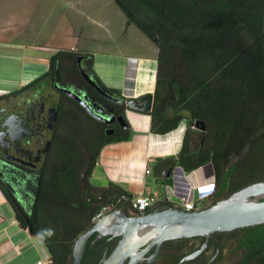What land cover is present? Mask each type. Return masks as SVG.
Masks as SVG:
<instances>
[{"label": "trees", "instance_id": "trees-1", "mask_svg": "<svg viewBox=\"0 0 264 264\" xmlns=\"http://www.w3.org/2000/svg\"><path fill=\"white\" fill-rule=\"evenodd\" d=\"M113 2L126 24L135 26L157 49L152 108L146 113L150 131L168 133L182 120L188 125L178 156L153 169L163 165V173L179 164L191 172L210 163L212 204L264 181V0ZM80 55H85L91 71V52L60 50L49 59L46 73L25 87L52 73L59 76L60 60L70 66ZM198 121L204 130L196 127ZM89 135L83 132V139L67 138L59 145L55 162L45 173L55 186L43 193L28 215L32 235L47 249L50 264H72L74 242L91 227L98 209L89 210L81 202L82 185L87 183L79 172L85 163L81 149L86 147L91 159L88 177L101 147L128 140L129 127L117 138L103 139L96 150L87 145ZM4 196L20 227L28 229L26 220ZM228 235L236 236L235 250H247L234 264H264V224L223 232Z\"/></svg>", "mask_w": 264, "mask_h": 264}, {"label": "flooded vegetation", "instance_id": "flooded-vegetation-1", "mask_svg": "<svg viewBox=\"0 0 264 264\" xmlns=\"http://www.w3.org/2000/svg\"><path fill=\"white\" fill-rule=\"evenodd\" d=\"M80 57L79 61L76 58L70 66L65 65V59L60 60L59 76H53L52 73L40 83L0 96V189L24 220L28 218L33 206L32 191L37 179L40 182L34 206L44 192H50L55 186V182L46 179L45 173L55 162L59 145L67 138L83 139L82 133L87 132L90 134L87 145L89 149L96 150L103 139L122 135L126 128L120 125L118 119L123 116L128 123L127 114L134 111L126 105V100L132 97H125L120 91L116 94L111 91L114 89L105 87L93 70L90 71L85 55ZM80 68L108 97L84 79ZM48 85L49 91L46 90ZM62 88L79 95L93 114L87 107L66 95ZM81 156L85 163L79 172L81 178L87 181L82 185L81 202L87 209L110 204L106 215L119 211L126 203L129 216L141 215L131 209V195L117 185L111 182L103 186L92 184L91 175L87 177L91 159L86 147L81 149ZM163 169L165 167L160 165L154 172L160 174ZM213 199L211 193L195 209L210 206ZM162 205L158 204L143 214ZM215 237L209 240L204 236L168 239L159 246L148 242L137 250L134 259L126 257L121 264H234L247 251L244 247L235 250L238 244L235 235L223 236V232H216ZM120 240L118 235L94 233L87 243L80 264H105ZM200 250L193 258H187Z\"/></svg>", "mask_w": 264, "mask_h": 264}, {"label": "rangeland", "instance_id": "rangeland-1", "mask_svg": "<svg viewBox=\"0 0 264 264\" xmlns=\"http://www.w3.org/2000/svg\"><path fill=\"white\" fill-rule=\"evenodd\" d=\"M87 2V6L77 10L65 0H4V14L10 13V18L16 20L23 14L21 19H25L24 24L16 22L4 30V46L0 49V90H4V95L43 76L49 59L60 50L87 49L98 54L94 74L119 90L125 85L130 59L149 61L153 57L154 45L138 29L133 27L134 34L128 28L123 13L112 0ZM119 31L122 39L118 37ZM104 48L111 56L101 51ZM46 90H50L49 85ZM155 165L156 161L149 159L152 173ZM152 173L146 177L144 187L150 192L157 188ZM38 241L42 246L41 260H49L47 249Z\"/></svg>", "mask_w": 264, "mask_h": 264}, {"label": "crops", "instance_id": "crops-1", "mask_svg": "<svg viewBox=\"0 0 264 264\" xmlns=\"http://www.w3.org/2000/svg\"><path fill=\"white\" fill-rule=\"evenodd\" d=\"M65 1H67L69 6H73L74 9L77 10L81 9L83 5L87 6V4H89L87 0ZM12 5H14V2ZM14 6L16 7L17 5ZM21 16L16 20L10 18V13L4 14V0H0V49H2L1 46H4V30L13 27L16 22H22L21 24H24L25 19L23 17L22 20ZM4 23L6 26H4ZM133 27L136 28L133 25H129L128 28L135 34L136 31ZM118 34V37L122 39L120 31ZM98 37L99 36L96 38ZM82 41L85 42L84 38ZM105 42H107L106 38ZM85 46L86 44H84V47ZM101 51L106 53L107 56H111L107 48ZM86 52H88L87 49ZM92 54V70L94 72L96 66L94 61L100 56L95 53ZM156 56L157 49L155 47L153 57L149 61H136L135 59H130L128 61L129 65L126 68L127 75L125 76V85L120 90L119 88L109 86L111 85L109 83L103 82L102 80L100 81L105 87L120 91L125 97L136 98L145 93L153 94ZM144 82H146L147 85H144ZM0 91V93L4 95V90ZM127 120L129 125L128 140L106 144L102 147L96 165L92 171L90 182L98 186H103L111 182L131 196L141 191L149 194L152 192L144 187L146 185V177L150 175L152 171L150 174L144 175L142 162L146 156H150L151 159H154L156 164L166 159H172L170 155L178 150L180 132L183 130V126H180L178 130L166 136H159L151 133L150 116L148 114L130 111L127 114ZM163 138H166V140L163 142L162 146H160L161 144L157 146V143H160ZM152 174L155 187H157L156 189L159 191L156 189L154 190L159 193L163 194L166 187L173 183L170 176L167 178L168 180H162L164 178H159V173H155L154 170ZM189 179L196 186L201 187L199 190H196L198 193V196H195L196 200H200L202 196H208L212 193L214 171L210 163L204 164L198 169L191 171L189 173ZM154 190L153 192H155ZM38 240L39 238L31 235L28 229L20 227L12 207L0 189V264H36L38 261H43L40 258L43 254L42 246Z\"/></svg>", "mask_w": 264, "mask_h": 264}, {"label": "water", "instance_id": "water-1", "mask_svg": "<svg viewBox=\"0 0 264 264\" xmlns=\"http://www.w3.org/2000/svg\"><path fill=\"white\" fill-rule=\"evenodd\" d=\"M81 58L78 57V61ZM80 73L88 83L108 97L106 92L98 88L94 80L81 68ZM61 90L77 103L87 107L75 92L66 88ZM152 102L153 94L145 93L136 98H128L126 105L128 109L148 113L152 108ZM87 110L90 111L88 107ZM53 111L52 118L54 119L55 110ZM94 116L96 117V115ZM118 121L123 128L129 127L123 116L119 117ZM196 127L200 130L205 129L204 124L199 121L196 122ZM170 173L171 169H168L158 174V177L168 178ZM39 180L38 178L32 191L34 199L31 212L38 197ZM26 222L28 231L32 235V225L29 223L28 218H26ZM259 224H264V181L251 183L206 208L191 211H185L170 205H162L149 213L131 217L128 214L127 205L124 203L119 211L102 216L75 240L72 264H80L87 243L94 233L112 234L121 237L119 245L105 263L121 264L126 257L134 259L137 250L148 242L151 245L156 244L159 246L168 239L196 236H204L207 240L210 238L216 239V232L233 231ZM199 252L201 250L187 258H193Z\"/></svg>", "mask_w": 264, "mask_h": 264}, {"label": "built area", "instance_id": "built-area-1", "mask_svg": "<svg viewBox=\"0 0 264 264\" xmlns=\"http://www.w3.org/2000/svg\"><path fill=\"white\" fill-rule=\"evenodd\" d=\"M180 126H183V130L180 132V141L178 145V150L171 154L173 159H175L178 154L180 153L183 143L185 134L188 128L187 122L185 120H182L180 124L173 130H171L168 133L165 134H155L159 136H166L167 134H170L176 130L179 129ZM166 140V138H163V140L160 143H157V146H162L163 142ZM149 159H151L150 156H146V158L143 160V173L144 175H148L151 173V170L149 168ZM189 173L182 166L179 164H175L171 168L170 177L172 178V185H168L166 187L165 192L159 193L157 191L146 194L144 192H139L133 196H131L130 200V207L132 210L136 211L137 213L143 214L153 208L154 206L158 204H164V205H170L185 211H191L195 210V207L197 204H201L207 196H202V199L196 200V190H199L201 187L196 186L190 179H189ZM110 209V204H102L93 214L92 216V224L100 219L108 210ZM36 264H50V261H38Z\"/></svg>", "mask_w": 264, "mask_h": 264}]
</instances>
